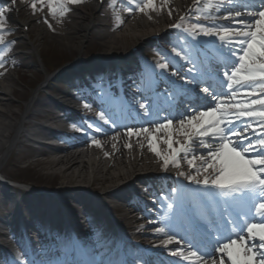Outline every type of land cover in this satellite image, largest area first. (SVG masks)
Segmentation results:
<instances>
[{"label":"bare ground","instance_id":"1","mask_svg":"<svg viewBox=\"0 0 264 264\" xmlns=\"http://www.w3.org/2000/svg\"><path fill=\"white\" fill-rule=\"evenodd\" d=\"M14 1L17 15L22 12V10L29 7L27 17L22 22V26L30 27L34 23H39L38 37L41 38L49 34L53 40L58 41L61 45L70 47L71 45H82L85 39L93 35L95 39L107 43L106 47H108V50H105L104 54H118L123 52L125 41H120V39L123 40L124 38L132 42L130 49L145 44L150 36L158 34L156 29L161 27V25H167V27L172 26L174 24L173 22H177L181 17H184V21L190 19V17L195 14L192 11L193 6L197 5L196 0H167L166 4L165 0H153L154 5L160 8L161 12L159 15L155 12H149L148 15L145 16L142 13L136 14L132 5L127 4L125 0H117L116 4L111 5L104 1L101 2L100 0H88L87 3H81L78 6L69 5V12L67 15L57 20L48 15L46 5L42 7L40 3H36V9L38 10L33 14V10L30 7L31 0ZM120 3L124 9L128 11L126 16L119 19V22L115 20L112 25L104 26L109 30L102 34L93 32V29L97 25L98 15L101 14L102 6L107 4L110 10L113 11L120 6ZM259 6L257 0V7ZM210 10L208 15L215 17L228 14L227 6L219 10L215 8ZM169 12L172 13L171 16L168 15ZM105 15L108 19L113 17V13L107 12ZM250 18L251 17H246L241 14L230 20L215 18L209 20L207 23H201L197 20L191 21L195 22V25L205 26L211 29L213 24L227 25L232 23L235 27L237 26L235 20ZM5 20L6 24L10 22L9 15H5ZM171 21L173 22L170 23ZM126 25L127 29L123 31ZM150 28L154 29L155 32H145L144 29ZM112 32H118L120 34L114 41H111V39H113L111 34H114ZM196 35H199V33L197 32ZM205 38L211 40L215 47H217L214 42V37ZM4 51L5 45L0 46V57H2V60H0V172L4 162L7 160L6 156L8 153H11L14 147L26 146L31 142L30 133L40 132L44 136L53 134L58 135L59 133L52 130L49 125L67 123L72 127L77 126L80 125L79 116L83 115H86L87 120L91 123H97L96 116L92 117L91 115L103 109L94 102L89 92L79 90L77 93L66 92L63 94L64 98L77 99L79 102L77 106L78 113H68L64 105L54 100L41 102L35 98L27 105L24 112L19 111L18 113L12 110H7L6 112L5 109H11L15 106V103L10 98V82L12 79L11 69L13 70L16 64L12 63V58L9 56H2ZM178 74L190 78V75L184 71V67H180ZM134 80L135 79H133V81ZM126 84L128 85L129 81H126ZM222 92L227 98L229 94L226 90ZM131 97L132 100L135 103H139L140 106L145 102L142 96L131 94ZM253 99H258V97H253ZM209 107H211L210 104L206 105L204 108ZM46 108H51L52 111H41ZM187 113L188 112L185 111L182 114L176 115L174 120L171 121V126L161 129L160 131H156L155 126L166 121L159 120L144 123L139 126H133L131 123L128 125L120 124L114 129H104L100 134H90L86 139L73 138L59 134L65 140V147L57 150L46 146L30 148L25 153L19 152V154H17L18 156L16 155L13 161L15 164L25 162L27 164L25 167H28L36 173H42L44 171L43 174L46 178H51L60 182V188L57 189V199L61 201L66 199L70 208L76 207V204H78L77 202L80 203L83 199H97L101 200L103 203L104 201H111L122 197L114 189L119 183L121 185L120 189L133 187L138 188L140 190L139 192L142 193V190L137 187L138 184L143 186L148 180H155V182L161 185L158 174L163 171L165 172V161H168L167 170L174 168L172 166V160L174 158L173 152L168 149L165 141H168L171 136L172 149L175 151H179L181 147L188 146L185 144V139L186 137L191 139L190 131L187 128L182 130L179 124L180 117ZM33 120H38L41 123L33 124L31 122ZM21 125H23L24 129H21ZM233 127H239V125L233 124ZM143 128L148 129V134L140 131ZM129 131L133 133L140 131V135L137 136L134 134L128 136L127 133ZM260 131L263 132L264 128H261ZM249 135L253 136L256 140L261 139V137L255 136L254 132H249ZM149 137H151V144L156 149V152L159 153V157L149 151ZM192 145H195L194 140ZM191 150L192 152L207 151L202 148H193ZM254 155L258 156L259 153H254ZM175 159L179 161V167H177L176 172L180 174L183 173L188 181L192 176L196 175L195 172L191 171L187 167V164L183 162L182 157L178 156L175 157ZM199 164V160L194 161V166H199ZM198 178L201 180L205 178L211 179V172L209 171L208 173L197 175L196 179ZM181 187L184 188L191 201L195 198L192 195V191L194 190H198L202 195H205V199L210 201L207 196L208 193L204 192L206 188L200 184L185 183L181 185ZM87 189L92 192L91 195L87 193ZM173 194L174 195H169V198L172 203L175 204L178 202L175 196L176 192L174 191ZM77 198H80L79 201H74L75 199L77 200ZM194 200H196V198ZM124 202L128 204V219L131 220L132 225L130 227L121 228V231L125 232L126 243L128 245L127 251L128 255L130 251V258L134 260L141 259L148 264L146 257L157 252L168 253L169 249H178L181 247L174 243H169L167 247L164 246V240L168 237L158 236L157 228H162L165 232L173 230L165 221L160 219V216L157 217L145 213L138 200L133 196L129 199H125ZM11 208L13 211L14 208ZM89 209H92V211L95 210L92 202L86 204L83 210L87 211ZM11 215L12 214L7 213L4 217L8 216L10 218H5L6 221L0 220V238L5 237V234L1 231L2 228L10 226L11 223L15 224V219L13 216L11 217ZM42 215L45 217L47 213H43ZM48 216H50L49 221L51 225H54L56 228L62 225L63 221H57L56 217L51 213H48ZM36 217L34 222L24 224V232L21 233L18 228H15L9 234L14 244H22L26 238L28 239L26 244L29 246L25 247L24 252L16 253L12 244H9V248H12V251L8 253V260L5 264H54V261L57 259L63 260L67 256L69 257L72 255V253L70 254L68 251H64L60 245L57 246V253H59L58 257L57 253L56 255L52 253V249L49 247L51 242L49 241H57V239L55 237H53L52 240L45 238L43 230L46 228V223L39 219L38 216ZM94 223L95 222L90 219V216L84 213L81 215V219L71 220L69 225L79 229L83 227L87 231L89 230V232L93 233L92 227ZM200 226H203L204 230L202 222H199V227ZM33 234L38 238L37 247H32L29 241L30 236ZM105 237L106 242H109L108 244H101L98 242V238L93 237L94 243L91 244L90 247H84V249L80 251L84 256V260L83 262L78 261L79 264H103L104 257L113 249L115 241V236L106 234ZM257 243L259 242L257 241ZM134 248L138 251L137 255H132L131 253V249L133 250ZM38 252L41 253V262H37L35 258ZM149 252H152V254ZM174 260L180 262L179 258ZM60 264H71V262L65 263L63 261ZM106 264L111 263L107 262ZM226 264H228L227 261Z\"/></svg>","mask_w":264,"mask_h":264},{"label":"snow or ice","instance_id":"2","mask_svg":"<svg viewBox=\"0 0 264 264\" xmlns=\"http://www.w3.org/2000/svg\"><path fill=\"white\" fill-rule=\"evenodd\" d=\"M87 2L88 0H31L30 7L34 14L38 10L36 3H40L42 7L46 5L48 15L58 20L67 15L69 5L78 6ZM126 3L132 5L136 14L147 16L149 12L157 15L161 12L153 0H126ZM258 3L259 7L257 0H204L203 5H200L197 0V5L192 9L196 13L194 19H200L201 13L207 14L210 9L219 10L225 6L228 14L215 18L230 20L241 14L251 18L235 20V27L232 23L213 24L211 29L193 25L188 31L193 39L197 38V32L201 36L215 38L218 56L214 60L223 68L220 78L226 81L223 88L229 95L228 103L222 106L210 75L202 74L193 79H185V83L197 85L199 91L215 103L209 108H203L196 107L193 102L189 112L180 117L181 129H189L191 135V139H185L187 147L175 151L172 149L171 136L165 141L168 149L173 152L172 166L179 167V161L175 157H182L187 167L196 174L189 179L194 184L200 183L196 179L197 175L210 171L211 179L205 178L203 187L214 190L223 202L221 219L225 221L224 229L215 220L212 225L202 221L203 233L198 228L194 229L196 234L183 241L187 247L168 250V255L178 257L184 264H226V261L228 264H264V132L260 131L264 128V0H258ZM10 7H14V4ZM8 11L9 8H0V33H4L5 13ZM168 15L171 16L172 13L169 12ZM204 18L214 17L205 15ZM115 19L119 22L118 17ZM3 41L4 34H0V43ZM175 55L180 60L196 63L190 50L184 54L176 51ZM161 68L166 66L161 64ZM192 71L189 68V72ZM171 75L175 76V71ZM185 91L195 93L196 89ZM253 97L258 99L254 100ZM188 99L191 101L192 96ZM196 100L204 103L199 96ZM144 114H148L147 110ZM99 119L105 124L109 123L103 115ZM171 123V120L161 122L155 126V130L168 128ZM233 124L239 127H233ZM140 131L148 134L147 128ZM140 131H129L127 135L139 136ZM249 132H254L261 139L256 140L248 135ZM193 140L196 148L207 151L192 152ZM149 141V151L159 157L151 144V137ZM196 160L200 161L199 166H194ZM167 163L165 161L164 170H167ZM171 206L168 205L169 208ZM236 206H240L239 210H236ZM157 235L168 237L164 240L165 247L169 243L181 244L180 239H171L175 235L173 232L157 228Z\"/></svg>","mask_w":264,"mask_h":264},{"label":"rangeland","instance_id":"3","mask_svg":"<svg viewBox=\"0 0 264 264\" xmlns=\"http://www.w3.org/2000/svg\"><path fill=\"white\" fill-rule=\"evenodd\" d=\"M110 2L109 5L115 0H108ZM104 6L101 9V14L98 15V21L96 27L93 29V32L97 34H102L109 29L104 26H110L114 23L116 20L115 17H110L109 19L105 15V13L109 10L110 7ZM2 8H9V11L5 13V15H9L10 17V22L8 24H5L4 29H10L8 32H10V38L12 39V43L8 44L5 46V51L2 53V55H7L9 52L14 51L17 52V56L12 59V63L16 64L13 70L11 69L12 73V79L10 82V98L12 101L15 103V106L11 109H5L7 110H12L14 112H24L26 110L27 105L32 101L33 98L38 99L41 102L49 101L52 97L56 98V95L54 94L51 96L49 92H53L57 90V85L59 84H66L68 82L67 74L69 73L71 77L74 76V70L72 66L70 67L69 70L67 69V64L71 63L74 64L75 61H78L82 57L90 56V55H101L104 53L105 50H108L106 47L107 43L105 41H101L98 39H95L93 35L89 36L87 39H85L82 43V45L77 46V45H71L68 47L67 45H61L58 41H55L51 38L49 34H46L43 37H38V28H39V23H34L33 25L30 26L29 33L30 36L26 35L23 33V28L21 27L22 22L25 20L28 14L29 7L25 10H22L18 15L15 11L14 7L6 6ZM121 11L124 10H116L115 13L119 14ZM208 14V13H207ZM194 15H192L190 20H187L185 22L186 26H192L195 25V22H192L191 20H199L200 22H207L209 19L204 18L205 13H201V18L200 19H194ZM214 17V16H212ZM122 19V18H119ZM212 19H215L212 18ZM171 21L170 23H172ZM128 25V24H127ZM127 25L123 29V31H126ZM152 28V27H151ZM144 29L145 32H155L154 29ZM168 27L167 25H161L156 31L159 33L163 32L166 30ZM114 34H111L113 39L111 41L116 40V37H119L120 34L118 32H112ZM117 35V36H116ZM169 38V39H168ZM179 37L175 35V38L173 37V34H167L166 39L171 41H175ZM120 41H125L124 42V50L122 53L125 55L128 54L129 47L132 46V42L124 38L123 40L120 39ZM110 43V40H109ZM153 43L150 44V42L145 43L144 45L140 46V50L143 53H147L151 48H153ZM140 63V60H138ZM94 64H91L89 66L84 67L85 69H88L91 72L94 71ZM124 67H127L124 65ZM80 68V69H79ZM78 71L81 72V67H79ZM123 70V69H122ZM124 72V71H123ZM59 74V75H58ZM74 83H75V88L73 89L71 87V82H68V84L64 85L61 89H58V92H75L80 89H86V86L84 84H88L91 80L90 78H86L84 81L81 80L80 77L73 78ZM104 79L106 80V84L109 76L108 74H105ZM52 80V81H50ZM50 81L52 86L46 87L48 82ZM66 82V83H65ZM42 90L41 94H38V91ZM48 90V91H47ZM20 119V118H19ZM33 124H40L41 122L38 120H33L31 121ZM21 129L23 128V125H21ZM28 151L26 148L22 146H16L12 149L11 153L6 156L7 160L4 162V165L2 167L1 173L5 174L8 178L12 179H25L30 183L42 186L46 189H53L57 190L60 188V182H57V180H53L51 178H46V176L42 173H36L35 171L29 169L28 167L26 168L27 164L25 162L23 163H14V158L19 152H26ZM18 156V155H17ZM157 192H159L158 189H156ZM87 193H91L89 189H87ZM121 193L126 194L125 190H121ZM5 194V195H4ZM9 197H6V190L0 186V220L6 221L5 218L8 216L4 217L7 213L12 214L11 217L13 216L15 219H18V221L22 220L23 218L25 220H28L27 218H30V213L31 212L29 209H26L30 204H37L39 207L38 209L36 207H33V213L37 212H48L51 213L53 216L56 217L57 221L63 220L65 222V216L68 214H72L75 216H81L84 213L88 214L90 216V219L95 222L93 226L100 227L103 233H108L111 234L113 231V226H111L114 222V218L110 216L109 210L105 209L102 213L100 212L99 208L101 205V200H91L93 205H95V210L92 211V209L89 210H83L85 204L83 203H88L90 200H82L81 206H79V209L75 210H70V208H62L59 206L58 203L56 202H50L45 203V201L42 200H35V198H32L30 200H24L22 201V196L19 192H10L8 194ZM129 198V195H128ZM7 200V201H4ZM148 200H152L151 198H147ZM6 202L9 204L7 205ZM115 202H118L117 200ZM124 201L123 199L120 201L119 204H122ZM29 203V204H27ZM13 205L16 206V209L12 211ZM125 206L126 204H122ZM21 206V207H19ZM158 208L161 210H166L164 206H161L160 204L156 205ZM125 212H121L120 214H116L117 221L120 225V227H130L132 225L131 220L128 219L127 215V210L128 207H125ZM145 208V207H144ZM147 208V209H146ZM145 210H148L149 207H146ZM32 209V208H31ZM152 211L157 214L158 211L156 208H153ZM70 213V214H69ZM154 214V215H155ZM158 214H164V213H158ZM164 216V215H163ZM10 218V217H8ZM37 217H31L29 220L34 222ZM41 219V216L39 217ZM43 220V219H42ZM83 228V227H82ZM79 229V228H74V232L76 233V243L80 247H90L92 242V238L94 234L87 231L86 229ZM88 232L87 236H79L85 232ZM96 232V231H95ZM98 232V231H97ZM96 232V233H97ZM95 233V234H96ZM51 234L53 235H61L64 237L65 233H56L52 232ZM70 237V242L72 240V235L69 233L68 234ZM112 236V234H111ZM65 238V237H64ZM105 240V239H104ZM103 240V241H104ZM102 244H104L101 241ZM107 244V243H106ZM116 245V242L114 241V246ZM72 248V247H71ZM70 249V244L66 251H69ZM132 250V249H131ZM133 252V251H132ZM8 259L3 258L0 255V264H5Z\"/></svg>","mask_w":264,"mask_h":264}]
</instances>
